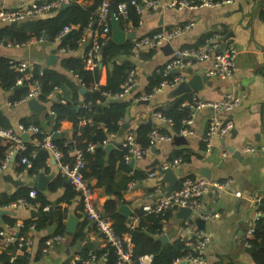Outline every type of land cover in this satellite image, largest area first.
I'll use <instances>...</instances> for the list:
<instances>
[{
    "label": "crops",
    "instance_id": "crops-1",
    "mask_svg": "<svg viewBox=\"0 0 264 264\" xmlns=\"http://www.w3.org/2000/svg\"><path fill=\"white\" fill-rule=\"evenodd\" d=\"M33 1L37 0H0V6L13 7L29 4ZM90 3L92 0H84L82 5ZM263 7L264 0H236L233 4L215 8L181 11L173 9L143 10L141 11L140 23L136 28L129 27L127 28L129 30L123 28L126 32H134L135 36L128 39L135 40L154 30L171 29L176 25L192 21L193 25L189 29L178 33L170 41L173 47L177 45L197 46L203 36L216 31L221 33L223 39L232 41L236 46V69L231 78L209 77L207 81H203L200 90L187 92L190 96L194 95L204 100H218L226 92H233L242 96L241 103L235 109L230 112H219V118L230 120L233 123L234 133L229 131L222 137L214 136L211 146L206 148L203 137L213 110L203 107L195 111L191 126L192 133L185 136L186 143H173L172 139L176 133L172 130V122L167 121V118L162 115L158 116V113L155 112V108L165 106L175 98L168 96L172 88L162 89L147 98H143L147 95L145 89L150 77L155 72V68L165 62L170 55H166L159 46L154 48L153 52H149L150 49H144L142 57L138 60L131 55L127 57L135 64L136 84L131 92L124 97V100L128 101V106L124 116L119 121L118 131L111 134L105 143L114 144L113 148L105 149L107 152L118 148L127 133L135 134L136 129L141 124L147 123L148 120H150L148 124H151L153 128L172 135V139L167 141L156 140L149 152L144 157L135 159L133 165H130L132 158L125 159V164L128 167L120 170L117 174V179L133 175L137 171H142L145 174L143 178L132 179L127 183V188L122 191L123 201L118 205L119 207L121 204H126L132 210L131 225L133 226L138 224V220L134 216L135 211L142 209L144 205H153L162 195L164 183L158 182V179L163 173L155 178H149L148 172L151 169L157 170L158 166L163 161L168 160L174 151L179 150L183 155H188L190 158L189 161H181L176 166L183 171V175L191 174L197 177L201 168L205 167L209 168L210 179L212 180L226 178L232 180L227 189H210L201 197L203 211L213 215L204 220V230L209 235L210 241L203 251L204 262L202 264H256L251 259L249 250H246L248 246L244 242V234L250 224L254 223L258 203L264 195V22L259 16ZM95 35L96 30L89 29L83 32L78 48L70 51V54L77 57L82 56ZM57 45L58 41L49 42L45 39L38 41L32 37L27 42L17 46L0 44V55L33 60L37 65L44 68L52 67L47 65V60L51 54H55L57 59L53 67L61 70L59 60L62 55ZM147 53L149 54L145 56ZM120 56L117 59L126 58ZM209 65V60L193 62L182 72L185 79H189L193 74L204 76L207 75ZM81 88L79 86L78 103L83 102ZM59 93L67 94L68 97L71 95L70 91L65 92L63 89ZM8 96L9 91L0 88V108L6 114L11 126L16 127L23 118L30 124L38 121L44 127L45 132H62L59 138L63 139L65 144L72 142L73 124L71 121L61 120L56 130H52L51 125L45 124V116L43 115L49 108L47 103L45 104L39 99L44 107L38 111L29 108L27 103L9 105ZM141 99L149 100L148 102H141ZM65 101L61 100V102ZM88 122L91 120L88 119ZM80 123L83 124L84 121ZM124 123L127 125L123 126ZM246 147L253 149L247 150ZM74 150L72 148V151ZM47 164L49 172L40 170L39 173H53V176L46 183L48 193L45 196L54 203L64 196L66 186L71 183L65 184V178L59 186L50 190L49 184L58 174L54 163L50 162V153ZM20 166V163L15 161L13 157L0 173V197L12 194L21 186L37 188L38 174H29L20 170ZM10 180H14L15 185ZM89 182L93 187L95 201L102 208L103 202L109 196L105 195L101 187L95 185V177L90 178ZM255 199L259 200L256 202ZM59 204L65 208L62 227L57 221H52L43 228L37 229L30 225L23 231L22 234L31 241V250L27 255L25 264H68L73 255L96 258L90 264H106V255H103L107 251L106 242L96 230L94 222L85 218L82 212L80 194L75 190L73 197L68 200L63 199ZM36 209L33 205L27 208L12 209L13 213L10 215L16 219L17 223L10 231H19L18 226L20 224L18 223L35 218ZM30 210L35 211L34 216H31ZM168 211L170 212L169 217L163 222L162 233L159 235L165 234L169 241L179 238L187 231L186 228H198L193 220V217L197 215L182 220L174 217L171 210ZM69 214L77 219L75 230L72 233L65 229V221ZM53 224L55 227L50 230L49 228ZM59 228H62L61 232L56 234L62 233L64 239L54 241L48 247L47 252H43L44 240L54 235L53 233ZM75 234L79 236L75 238ZM18 254L21 255L22 252L18 251Z\"/></svg>",
    "mask_w": 264,
    "mask_h": 264
},
{
    "label": "trees",
    "instance_id": "trees-1",
    "mask_svg": "<svg viewBox=\"0 0 264 264\" xmlns=\"http://www.w3.org/2000/svg\"><path fill=\"white\" fill-rule=\"evenodd\" d=\"M83 1L69 0L70 4L67 7L61 9L60 6L57 9L51 10L45 16L20 20L15 25L10 23L2 24L0 25V42L3 44L21 45L32 37L39 40L46 36L45 40L49 42L58 41V49H65V52H61L62 56L59 60L61 70L56 67H44L41 75H38L36 68L32 71L33 76L39 78L41 82L42 92L39 99L49 105L48 110L43 115L45 116V124L47 126L51 125L52 130H56L60 121L63 119H67L73 124L72 142L70 144H65L61 138H52V141L62 151V159L67 163L73 162L74 155L72 148L81 150L84 160V167L82 169L83 176L88 180L95 177V185L101 187L105 195L109 196L102 204L103 213L111 220L115 234L122 235L127 233L130 235L134 258L149 254L152 256L150 264H175L177 260L181 259L190 251V248L183 241L179 240V238L167 243L156 239V236L162 233L163 222L169 217L170 212L168 210L165 212H146L140 208L134 213V216L138 220L136 226L127 224L126 217L118 210L119 203L123 201L122 191L127 188V183L132 179H141L145 174L142 171H137L133 175L123 176L117 179L118 172L128 167L125 164L127 150L122 145H119L118 148L107 152L104 148V142L109 139L111 134L118 131L120 126L119 121L125 114L128 101L124 100V97L110 98L104 93L113 94L118 92L129 70L136 68L135 64L127 58L131 55V47L134 39H127L123 44H112L105 48H102V44L99 60L102 66L99 67L97 64L92 69L87 68L85 66V53L91 44L85 48L84 54L80 57L71 55L70 51L78 48L84 28L88 27L91 30H99L101 28L97 23V8L103 0H92V3L82 5ZM107 1L109 18L110 14L114 13L119 18L122 28L128 30L127 28L129 27L136 28L139 25L142 12L136 10L129 3L130 0ZM121 1L127 2L126 18H123L118 13L117 6ZM259 16L264 22V7L260 10ZM66 26L70 29L66 32L64 38L59 37L60 32ZM159 30H154L151 33ZM98 39L101 41L100 38ZM153 51L154 48L149 50V52ZM148 54H145V56ZM119 56L126 58L119 60L117 59ZM8 60L9 57L0 55V88L9 91V101H16L24 96L27 92V87L14 85L16 78L20 74L10 68ZM109 64L112 65L111 68L108 66ZM159 81L160 76L154 72L149 79L145 93L150 94L153 87ZM55 86L60 88V90L63 89L65 92L70 91V97L67 94L62 95L61 93L55 94L56 96L54 97L53 95L49 96V92ZM79 86L84 89L82 103L77 102L80 96ZM190 97L187 93L182 94L173 98L165 106L155 108V112L160 113L165 118L171 119V127L174 133H178L184 126L182 120L188 115L189 109L181 106V103ZM63 98L67 100L61 102ZM88 119L91 122H88ZM81 121H84V123L81 124ZM20 123L25 125L30 124L24 118L20 120ZM32 124H36L43 131V133L37 134L40 141L46 133L43 130L44 127L38 121ZM0 126L3 128H13L1 108ZM152 128L151 124L144 123L135 131L137 142L144 147L148 144V134ZM90 143L95 144L92 151L87 150V146ZM11 144L12 142L10 140L0 138V165L5 159L7 150ZM25 144L26 148L14 154V160L20 163V158L26 156L32 163L31 168L27 170L29 174L36 175L40 170L49 172V166L47 164L48 151L40 146V144H35L30 140L26 141ZM174 157L181 158V161H189L190 159L188 155H183L179 150L174 151L169 159ZM20 165L19 169L23 170L24 165L21 163ZM182 176L194 177L191 174ZM63 179L65 178L57 174L49 184V189H55L63 182ZM178 185L179 181L175 185V188ZM31 189H35L36 191L33 196L30 194ZM74 194L75 190L69 184L66 186L64 196L53 203L37 188L21 186L12 194L0 197V205H7L12 201L22 198L37 208L35 218L26 220L18 226V232L21 235L30 225L39 229L49 225L52 221H57L62 227L65 208L59 203L63 199L68 200ZM258 205V210L262 212V215L254 221L252 236L244 239V242L248 244L251 259L256 264H264V195L260 198ZM44 206H48V209H44ZM2 221L8 230L15 227L17 223L16 219L10 214H3ZM1 228L2 226L0 225ZM61 229L59 228L53 234L61 232ZM78 236V234H75V238ZM14 253L15 245H10L0 250V263H26L27 255H17ZM13 255L15 257L11 260ZM82 256L84 257L85 255ZM106 264H115V255L111 248L106 255Z\"/></svg>",
    "mask_w": 264,
    "mask_h": 264
},
{
    "label": "built area",
    "instance_id": "built-area-1",
    "mask_svg": "<svg viewBox=\"0 0 264 264\" xmlns=\"http://www.w3.org/2000/svg\"><path fill=\"white\" fill-rule=\"evenodd\" d=\"M236 0H130V4L138 11L143 10H167L173 9L177 11L181 10H196L200 8H215L223 5L233 4ZM69 0H37L29 4L18 5L13 7L0 6V25L10 23L12 21H20L33 17H42L47 15L51 10L57 9ZM118 13L123 18L127 17V2L121 1L118 6ZM97 23L101 26L99 30H96V35L85 53V66L87 68L95 67L100 60L101 45L104 44L111 34V25L108 11V1L103 0L97 8ZM193 25L192 21L185 24L176 25L171 29H162L155 31L150 35H145L134 40L131 47V56L135 59L142 57L144 49L157 48L166 42H170L174 36L178 33L189 29ZM70 28L64 27L60 32L59 37L64 35ZM89 30L88 27L84 28L83 32ZM129 30V29H128ZM100 38L101 41L98 39ZM39 39L38 41H42ZM223 46L221 47V44ZM0 44H3L0 42ZM7 46H17L6 43ZM60 52H65L64 48L59 49ZM236 57L237 49L235 44L228 39L223 40L220 32H212L206 35L197 46H181L177 45L173 47L170 58H168L162 65L155 68V72L160 76V81L153 87L150 94L143 96L147 98L149 95L159 92L165 88H174L181 81L185 79L183 74L184 68L189 66L193 62L209 60L210 65L207 69V75L209 77H215L220 79L231 78L236 69ZM10 68L17 71L20 75L16 78L15 86H26L27 92L24 96L16 101H9V105H17L20 103H26L29 99L37 98L41 95V82L39 78L34 77L32 71L36 68L38 75L43 72V67L37 65L33 60L9 58L8 60ZM136 84V68H131L127 73L125 79L120 85V90L116 93L104 94L110 98H123L128 95ZM60 92V88L55 86L49 96L55 95ZM65 101L64 99H61ZM242 101V96L233 92H226L218 100H204L196 96H191L189 99L182 101L181 106L189 109L188 115L183 118V127L176 135L187 136L192 133V123L195 111L206 107L211 108L213 113L211 114L210 122L207 126L205 135L203 137L204 146L209 148L212 143V139L215 137H222L226 135L233 127V123L230 120H223L219 118V112H230L235 109ZM160 116V113H158ZM167 121L171 122V119L167 118ZM27 133L29 136L28 141L35 144H40L45 148L54 159V165L58 174L62 177L69 179V182L73 188L77 191L80 190V196L82 201V212L88 221H92L95 224L96 230L102 235L106 242L107 251L103 255H107L111 248L115 255V264H150L152 256L149 254L140 255L137 258L133 256L132 243L129 234L117 235L115 234L111 220L103 213L94 197L93 187L89 180L83 176L82 169L84 167V160L80 149L73 151V162L67 163L63 161L62 151L52 141L51 133H45L43 138L39 141L37 134L43 133V131L36 124H22L19 123L13 128H3L0 126V138L8 139L12 142L11 146L7 150L5 159L0 165V173L4 170L10 158L14 156L16 152L26 148V141L21 138V134ZM172 135L160 132L156 128H152L148 134L147 146H142L137 142L134 133H127L121 145L126 148L125 159H140L144 157L150 150V147L154 145L156 140H170ZM106 141L104 142V144ZM95 144L90 143L87 146V150L92 151ZM247 150H252V147H246ZM24 165L23 171L31 168L32 163L26 157L22 156L19 161ZM181 163V158L174 157L163 161L157 170H150L147 174L149 178H155L158 175L165 172L167 169L174 168ZM178 187H174L172 190L162 193L160 198L153 205H144L142 209L146 212H165L170 209H176L183 206L190 208L194 215H197L204 220L212 217L213 215L207 214L203 211V204L201 197L210 189L225 190L229 187L232 180L226 178L223 180H212L203 176L197 177H180ZM36 193L35 189H31L30 194L33 196ZM255 199L254 201H258ZM28 202L19 198L10 202L7 205H0V209H15L19 207H31ZM44 209H48V206H44ZM261 215V211L257 209L255 212L254 220L258 219ZM20 224V223H18ZM17 224V225H18ZM254 224V223H253ZM250 224L247 228L244 239H248L252 236L254 225ZM186 232L179 236V240L190 248L181 259L177 260L175 264L180 261H184L185 264H202L204 262L203 251L209 244V235L204 229L201 228H186ZM64 239L63 234H54L44 240L43 252H47L48 247L54 241H62ZM248 246V244L245 242ZM15 245V253L18 251L22 254L29 255L31 250V241L23 234H19L18 231H10L6 227L0 229V250L7 246ZM15 257L13 255L11 260ZM96 258L94 257H82L80 255H73L68 264H90Z\"/></svg>",
    "mask_w": 264,
    "mask_h": 264
},
{
    "label": "water",
    "instance_id": "water-1",
    "mask_svg": "<svg viewBox=\"0 0 264 264\" xmlns=\"http://www.w3.org/2000/svg\"><path fill=\"white\" fill-rule=\"evenodd\" d=\"M69 4H70V2H66L60 8L61 9L65 8ZM16 23H18V21L10 22V24H12V25H15ZM110 25H111L110 37L105 42V44L102 46V48L108 47L112 44H123L128 38H133L135 36L134 32H126V30H124L121 27L120 20L114 13L110 14ZM65 35H66V33L64 35H62L61 38H64ZM45 37L46 36H44L43 39H45ZM223 40H225V39H223ZM222 46H223V43L221 44V47ZM160 47L166 55H169L172 53L173 46L170 44V42H166L165 44L161 45ZM56 59H57V55L51 54L47 60V65L52 66V67L55 66ZM98 66L101 67L102 63L99 62ZM108 66L111 68L112 65L109 64ZM208 78H209L208 75L201 76L198 74H193L189 79H184L177 86L170 89L168 96L169 97H176V96H180V95L187 93V92H190V91H198L202 88L203 81L204 80L207 81ZM80 91L84 92V89L81 88ZM148 100L149 99H141L140 101L141 102H148ZM26 103H27L28 107L33 109V110L40 111L44 107L43 104H41L39 102V99H37V98L29 99ZM98 109H100V107H98ZM149 122H150V120L147 121V123H149ZM122 125L126 126L127 124L124 123ZM230 132L234 133L235 129L232 128L230 130ZM61 134H62V132L54 131L51 133V136H52V138H59V136ZM21 138L24 141H27L29 139V136L27 133H23V134H21ZM172 140H173L174 144L186 143V137L181 136V135L173 136ZM113 147H114L113 143L104 144L105 149H111ZM10 159L12 160L13 157H11ZM50 162L54 163V159H53L52 155H50ZM133 163H134V159H131L130 165H133ZM209 171H210L209 168L202 167L201 171L199 173V176H203V177L210 179V172ZM182 175H183V171L179 168H176V167L167 169L165 172H163L161 177L158 179V182L164 183V186H163L161 192L164 193V192L172 190ZM52 176H53V173H50V174H45L44 172L38 173L37 185H36L37 189L40 190L41 192H43L44 194H47L48 191L46 188V183ZM10 181L13 182V184L15 185L14 180H10ZM68 182H69V179H66L64 183L67 184ZM77 192L79 194L81 193L80 190H77ZM118 209L126 217L127 224H131V222H132V218H131L132 217V210L129 208V206H127L126 204H121L118 207ZM170 210L174 214V217H176L177 219L186 220L190 216L194 215L191 212L190 208H188V207L180 206V207H177L176 209H170ZM12 213H13L12 209H2V208L0 209V225L2 227H5L4 223L2 221V215L3 214H12ZM30 213H31V216L35 215V211H33V210H30ZM193 220L196 223L198 228L204 229L205 221L203 218H201L199 216H195V217H193ZM76 224H77V219L73 215L69 214L66 221H65L66 231L71 232V233L74 232ZM54 227H55V225L53 224L52 226H50L49 229L52 230ZM156 239L162 241L163 243L169 242V239L165 234L156 236ZM246 250L248 251L249 248L247 247ZM177 264H185V262L180 261Z\"/></svg>",
    "mask_w": 264,
    "mask_h": 264
},
{
    "label": "rangeland",
    "instance_id": "rangeland-1",
    "mask_svg": "<svg viewBox=\"0 0 264 264\" xmlns=\"http://www.w3.org/2000/svg\"><path fill=\"white\" fill-rule=\"evenodd\" d=\"M104 45V44H103Z\"/></svg>",
    "mask_w": 264,
    "mask_h": 264
}]
</instances>
